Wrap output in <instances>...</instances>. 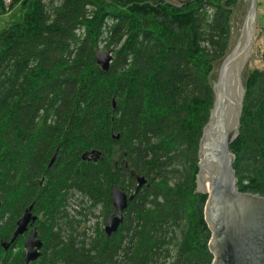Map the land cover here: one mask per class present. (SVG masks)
Masks as SVG:
<instances>
[{
    "label": "trees",
    "instance_id": "obj_1",
    "mask_svg": "<svg viewBox=\"0 0 264 264\" xmlns=\"http://www.w3.org/2000/svg\"><path fill=\"white\" fill-rule=\"evenodd\" d=\"M233 3L10 0L21 15L0 30L2 239L37 194L40 264H165L171 251L168 264H211L198 148ZM101 43L113 53L106 71L95 61ZM243 100L230 145L237 188L264 196V71L249 72ZM90 150L101 157L84 162L80 155ZM134 175L147 183L118 230L106 236L96 226L88 235L79 214L109 203L112 187L133 186ZM77 194L84 213L71 214L66 208ZM11 245L0 246V264L22 263L19 253L8 259Z\"/></svg>",
    "mask_w": 264,
    "mask_h": 264
},
{
    "label": "water",
    "instance_id": "obj_2",
    "mask_svg": "<svg viewBox=\"0 0 264 264\" xmlns=\"http://www.w3.org/2000/svg\"><path fill=\"white\" fill-rule=\"evenodd\" d=\"M175 1L184 4L191 0ZM256 22L257 0H249L239 36L219 64L217 79L212 88L213 105L199 142L196 184L198 192L207 194L204 218L211 233L208 241L213 256L211 264H264V196L238 190V180L233 169L235 154L230 151L231 143L239 135L243 111L245 88L242 86L240 71L252 52ZM112 59L110 50H98L95 54V61L103 71L109 69ZM230 79L232 87L228 86ZM112 106H115L114 99ZM56 152L57 149L49 165L54 161ZM89 154L94 155L96 160L100 151H85L81 158L84 160ZM136 179L137 185L130 196L118 187L113 188L116 214L107 220L106 235L110 236L118 230L128 202L147 181L140 175ZM30 208L18 218L10 238L1 241L4 250L35 219L31 216ZM22 245L23 264H30L40 255L43 243L36 238V231L33 230Z\"/></svg>",
    "mask_w": 264,
    "mask_h": 264
},
{
    "label": "rangeland",
    "instance_id": "obj_3",
    "mask_svg": "<svg viewBox=\"0 0 264 264\" xmlns=\"http://www.w3.org/2000/svg\"><path fill=\"white\" fill-rule=\"evenodd\" d=\"M2 2L4 5V13L0 14V30L4 29L10 23L17 21L21 15L19 12V6L17 4H14L9 7L10 0H2ZM220 2L225 3L226 0H220ZM248 5H249V0H234V3L228 6L231 9V16H230V21H229L230 38H229L227 53L233 47V45L235 44L239 36V32L242 27V23H243ZM254 37H255V40H254L252 52L249 55L246 64L244 65V67H241V71H240L242 86L244 88H245V79L248 76L250 71L255 70V69H257L258 71H264V0H257V22L255 26V31H254ZM98 48L99 50H109L105 48L103 43L99 44ZM112 56H113V53H112ZM222 59L223 58H221L218 61L213 62L212 64L213 65L212 71L210 73V82L212 84V88H213L214 82L217 79L218 67ZM198 152H199V148H198ZM40 176L41 175L37 177L38 180L40 179ZM77 200H81V197H79V194L75 195L72 199L69 200L70 204L68 208H66L67 212L72 214L74 209H76L77 211H82V213H84L82 207L75 203V201L77 202ZM83 201H84V204L81 202L80 204L83 205L85 209L87 206H89V202H87L86 200H83ZM104 210L105 209L99 206H96L95 208L91 209V212L86 213V216H82V214H79L80 218L82 219L84 218L86 220V224H84V229H85L84 231H86L88 235L91 236V234H93L92 232L93 228H95L96 226L99 227L100 232L104 233L103 227L106 224L108 216L110 215V211L108 212ZM41 219H43V213L41 214ZM5 235L6 234H3V231L2 233L0 232V239L4 238ZM9 238L7 237L5 240H8ZM22 251H23L22 237L19 236L16 238V240L12 243L10 247L8 259L13 262L16 259V255L18 253L21 254ZM2 255L0 254V259ZM174 257H175V252L171 251L170 257L166 259L164 263L165 264L170 263L171 261H173Z\"/></svg>",
    "mask_w": 264,
    "mask_h": 264
},
{
    "label": "flooded vegetation",
    "instance_id": "obj_4",
    "mask_svg": "<svg viewBox=\"0 0 264 264\" xmlns=\"http://www.w3.org/2000/svg\"><path fill=\"white\" fill-rule=\"evenodd\" d=\"M244 99V98H243ZM244 101V100H243ZM57 149V152H56V155H55V159H54V161L52 162V164H50L49 165V162H50V160L48 161V164H47V169H49L50 167H52L53 166V164H54V162H56V160L58 159V156H59V149L58 148H56ZM56 149H55V151H56ZM55 151L53 152V154H52V156L50 157V159L53 157V155H54V153H55ZM82 155V154H81ZM81 155H80V157H81ZM101 157V152H100V155L97 157V159L96 160H98L99 158ZM82 159V158H81ZM83 160V159H82ZM96 160H94V155H92V154H89L83 161L84 162H88V163H90V162H94V161H96ZM112 162H113V164L115 165V160L112 158ZM136 176L137 175H134V177H135V184L133 185V186H129V188L126 190V189H121V190H123L128 196H130V194H132L133 192H134V189H135V186L137 185V179H136ZM141 176V175H140ZM44 180H45V176L44 175H41V177H40V179L38 180V183L40 184V185H42L43 184V182H44ZM146 183H147V181H146ZM145 183V184H146ZM145 184H143V185H145ZM142 185V186H143ZM141 186V187H142ZM140 187V188H141ZM113 188H115V187H112L111 188V191H110V196H109V198H110V202L109 203H98V206L99 207H101V208H103V209H105L104 211H110V215L108 216V218L111 216V215H114V214H116V208H115V206L113 205V199H112V190H113ZM139 188V189H140ZM138 189V190H139ZM137 190V191H138ZM137 193V192H136ZM133 199V198H132ZM132 201V200H131ZM131 201H129L128 202V204L131 202ZM38 195L36 194L35 195V197L33 198V200L26 206V207H23L22 208V210H21V212H20V215L18 216V218L21 216V214L23 213V212H25L26 211V209L28 208V207H30L31 206V208H30V213H31V216H33V217H35V219L34 220H31L29 223H28V225H27V230L25 231V232H23L22 234H20V235H18L17 237H19V236H21L22 237V244H23V241H25V239L26 238H28L31 234H32V231L33 230H35L36 231V238H38V239H40L41 241H42V243H43V245H42V247H41V249L39 250V252H40V255L38 256V258H36L35 260H33V261H31L30 262V264H40V259H41V257L43 256V254H44V249H45V245H44V240L40 237V235H39V228H40V223L42 222V219H41V214H42V212L39 210V208H38ZM127 207H128V205H127ZM126 207V208H127ZM125 208V209H126ZM125 209H124V212H123V217H124V214H125ZM18 218L16 219V221L18 220ZM108 218H107V220H108ZM16 221L14 222V227H13V229H12V231L14 230V228L16 227ZM106 224H107V221H106ZM106 224L104 225V227H103V231H104V233H105V226H106ZM12 231H11V233H12ZM11 233H10V236H11ZM105 235H106V233H105ZM9 236V237H10ZM106 236H108V235H106ZM211 236V235H210ZM8 237V238H9ZM16 237V238H17ZM16 238H15V240H16ZM2 240H5V239H2ZM2 240H0V243H1V241ZM14 240V241H15ZM13 241V242H14ZM12 242V243H13ZM11 243V244H12ZM10 244V245H11ZM0 246H1V244H0ZM23 246V245H22ZM21 256H22V263L21 264H23V255H22V253H21Z\"/></svg>",
    "mask_w": 264,
    "mask_h": 264
},
{
    "label": "bare ground",
    "instance_id": "obj_5",
    "mask_svg": "<svg viewBox=\"0 0 264 264\" xmlns=\"http://www.w3.org/2000/svg\"><path fill=\"white\" fill-rule=\"evenodd\" d=\"M231 84H232V80L230 79V80L228 81V86H229V87H232ZM227 111H228V110H227ZM207 188H208V185H207Z\"/></svg>",
    "mask_w": 264,
    "mask_h": 264
}]
</instances>
